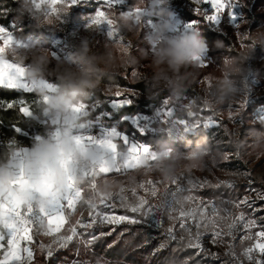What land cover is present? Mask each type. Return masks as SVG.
I'll return each instance as SVG.
<instances>
[{
    "label": "clouds",
    "instance_id": "obj_1",
    "mask_svg": "<svg viewBox=\"0 0 264 264\" xmlns=\"http://www.w3.org/2000/svg\"><path fill=\"white\" fill-rule=\"evenodd\" d=\"M195 3L200 8V3L196 0ZM71 4V0H18L17 10L21 15L32 17L37 28L56 27L69 13ZM131 7L132 10L123 12L109 9L106 19L111 20L114 29L126 33L124 39L128 41L140 37L144 9L159 17L152 31L144 36L152 47L151 51L145 49L143 55L152 68V83L157 88H168L173 97L182 96L201 73V56L207 46L201 31L193 28L187 32H170L172 12L167 7V0H134ZM200 14L204 13L201 11ZM98 25L92 22L88 27L91 29ZM3 36L8 42L0 44V69L7 64L21 66L27 62L28 67L23 68V74L29 78L36 79L46 74L56 76L58 87L55 91L48 93L40 90L41 95L47 97L41 108L60 118L62 127L59 134L37 139L22 159H14L15 147L0 154V197L6 198L11 194L18 204L25 205L31 200L35 207L46 209L70 184L86 190L94 181L95 198L119 190L121 180L100 171L101 168H111V159L105 153L106 150L116 149L112 148L114 143L111 140H102L98 144L85 143L74 135L73 128L76 108L100 87L103 75L138 64L131 48L124 43L110 42L97 50L87 38H83L71 64L59 60L53 67L50 66L52 61L48 50L35 44L21 48L6 33ZM257 44L264 45V28L248 33L238 54L228 57L209 77L211 87L204 89L202 97L209 106H216L217 97L220 103L235 98L238 93L237 79L245 72L244 61ZM10 61H15V64ZM257 132V141H264V132ZM233 135V143L237 147L243 146L239 132ZM208 152L206 143H198L194 149L183 154L168 144H162L155 160L142 157L138 171L145 175L156 173L167 180L176 175L182 165L188 171L202 168ZM18 177L21 182L14 184Z\"/></svg>",
    "mask_w": 264,
    "mask_h": 264
},
{
    "label": "rangeland",
    "instance_id": "obj_2",
    "mask_svg": "<svg viewBox=\"0 0 264 264\" xmlns=\"http://www.w3.org/2000/svg\"><path fill=\"white\" fill-rule=\"evenodd\" d=\"M246 2H248L249 4L251 0H226V6L224 10L218 14L217 20L212 21L206 19L207 15H210L214 12L211 3L206 2V0H199V7L204 11L205 15L203 16L209 27L231 36L235 40L238 50L240 49L241 44L245 43V36H247L248 33L254 32L258 28H264V18L255 17L250 13H248L249 17H245V15L242 13L241 5ZM132 5L133 4H130L128 0H76V3L71 4L69 13L62 18L58 26L43 27L46 32L45 36L48 39V43H44V41L37 42L36 38L33 36H29L25 39H20L17 38L7 28L1 25L0 28H3L5 30L7 36H10L13 43L18 47L27 48L29 45L35 44L40 48L48 50L51 54L52 61L50 66L53 67L55 66V62L59 60H64L65 62L71 64L73 54L75 53L80 41L83 38H87L90 42V45L97 50L102 48L103 45L110 42L116 43L118 41H122L126 44L129 43L132 54L138 59V64L135 66L129 65L126 68L114 72L122 74L125 73L130 78H143L148 81L151 87H156L151 80L152 68L150 62L146 58H144L143 53L145 49L151 51L152 46L144 40V36L146 33L152 31L153 24L159 19V17L150 14L147 8L144 9L142 21L143 28L141 30L140 37L130 39L128 41L124 39L126 33L122 31H117L115 35L109 36V32L112 31V26L109 25L107 21L100 23L95 28L90 29L88 27V25L93 22L98 8H103L105 11L109 9H116L123 12L132 10ZM167 7L172 12V16L170 17L172 21V28L170 29V32L181 33L191 31L193 28H197L194 21L183 20L179 16L177 11L181 7H186L193 11H198V6L196 5L195 0H167ZM259 10H264V6L259 8ZM25 15L27 16L28 20L35 25L34 19L28 14ZM2 43L3 41L0 40V44ZM201 60L206 64V67H201V73L199 77L196 79V82L193 83L190 87L191 91L194 93V98L192 101L185 103L177 99V104L175 105L168 103L169 101L164 102L162 105L155 109L152 115H127L125 116V118L128 119L134 125V127L141 132L146 129L153 130L152 123L161 121L165 124H168V130L173 136L182 137L184 133L192 132L194 128H189L186 125L181 124L179 121L184 118H178L175 115L176 110L182 108L185 109V112H187L188 109L184 108V106L192 103V107L195 104L197 109L200 110V115L202 117L206 118L210 115H213L214 111L215 116L221 118L222 122L212 123L203 128H205L206 130H211L210 145L215 147L222 146L221 149L223 151V156L230 157V159L225 161L233 162L234 164L232 165L235 167V169L228 170L221 168L219 167V165H217V163L213 164L212 159H210L205 163V167L192 169L190 171L185 170L184 166L182 165L177 170L176 174L183 172L186 175L190 174L191 178H199L201 180L207 179L212 183H216L217 180H232L234 181L235 186L244 184L246 191L244 193H241L238 199L235 200H239L244 196H249L252 198V200H255L256 203L253 204L252 207L244 205L240 209H234V211H244L249 217L256 218L261 224H264V220H260V217H264V210L253 212V208H264V200L256 199L257 191H264V141H257L256 139L258 135L257 131L264 132L262 129L256 126L257 124H264V106L262 104H258L254 110L248 111L249 106H251V104L255 100H257L261 96H264V74H254L256 70L255 68L264 66V55L254 57L251 63L255 64L256 67L251 68V66H248L243 76L237 79L238 93L235 98L231 100L226 99L223 103H220L219 97H217L216 106H209L202 99V97L204 89L211 87V80L209 79V77L212 76L218 66L207 54V49H205L204 53L202 54ZM10 63L15 64V61H10ZM19 67L27 68L28 64L27 62H25ZM133 69L138 72V75L133 76L131 74ZM49 75L55 76L54 74ZM9 76L11 77V79L5 77L3 80H0V83H6L14 87H21L26 90L43 89L48 93L55 91V89L58 87L56 83L50 82L43 77L32 79L27 77L23 73H16L14 70L9 74ZM205 77L208 78L207 82L204 80ZM98 89H100L104 94L113 97H118L127 93L133 94V96L147 97V95H143L132 89L119 86L100 84V87ZM118 91L120 92L119 95H117ZM46 99L47 97L45 96V101ZM118 102H128V99L125 98L121 101L112 100L111 104ZM96 103L97 102H91L90 104H87L82 101L84 107L79 111H76L75 120L78 117L86 114L89 109L93 108L96 105ZM205 107H208L210 109H206ZM191 110L194 111L193 109ZM229 111L235 113V115L230 120L228 119ZM45 113L49 116V120L55 123L60 128V118L53 117L47 112ZM189 123L191 124L192 121H189ZM223 123L226 125L228 133H230L231 135L225 133L222 126ZM74 130L79 133L78 135H80V137L85 138L84 141L88 144H98L102 140H111L115 144V140L120 138L123 143L127 145L124 151H117V149L106 150V157L111 159V168L119 165L124 160L129 148H131L133 145H141V143L129 140L125 134L119 133L117 130H115L114 127H106L102 120L99 119L96 121L76 123V125L74 126ZM237 131L239 132L240 139L244 142L243 146L241 147H237L233 143V134ZM154 152L157 154V151ZM237 153H239V158H237ZM130 171L137 181L145 180L148 178L162 179L156 173L145 175L142 171ZM233 173L237 174L234 175ZM120 179L125 180V183H127L126 177H120ZM252 189H255L256 191H253ZM198 190L201 189L194 190L192 194L200 196L196 193L198 192ZM85 192L87 194V189L85 190ZM140 194L143 193L140 192ZM127 195H129L130 199H135L131 196L130 192H128ZM203 198L209 199L208 197ZM213 198H216L217 202H219V200L221 199H230L223 196ZM184 207L187 208L189 207V205L186 203ZM80 211L81 209L78 207V215L76 217V220L66 224L65 228L62 230L65 234H67V229L71 225H74L76 221L81 218ZM83 212L84 218L87 219V209H83ZM116 212L117 214H123L119 213L118 211ZM172 223V221H169L167 217H165L163 227L167 229ZM175 225L177 236L179 237L180 235H183V233L179 230V221H176ZM95 229L96 228L91 229L90 234L93 235ZM256 230L258 229H254L253 231ZM193 231H195V229H193ZM243 234V232L237 233V240L235 241L234 250L243 264H250V262L247 261L242 255V251L252 242L246 241L241 244L239 237ZM85 235H87V237H83V239H88L89 235ZM34 239L37 242H43L47 244L50 242L51 238L43 235H35ZM210 239V236H205L204 238L205 246L210 251L218 253L219 258L224 257L229 259L231 264H237L236 260L226 255V244L212 245L208 243ZM186 242L187 241H185L184 243ZM34 247L35 250H39L38 246L34 245ZM69 264L72 263L70 262ZM80 264H83V262H80ZM88 264H97V262H88ZM101 264H103V262H101Z\"/></svg>",
    "mask_w": 264,
    "mask_h": 264
},
{
    "label": "snow or ice",
    "instance_id": "obj_3",
    "mask_svg": "<svg viewBox=\"0 0 264 264\" xmlns=\"http://www.w3.org/2000/svg\"><path fill=\"white\" fill-rule=\"evenodd\" d=\"M196 2L199 3V0ZM206 2H210L214 9V12L207 15L206 19L217 20L218 14L226 6V0H206ZM71 3H76V0H71ZM197 10L199 14L201 11L204 13L201 8H197ZM134 11L139 12L140 10L135 9ZM104 21L112 26L111 20L106 19V11L103 8H98L93 22L100 24ZM117 31L112 27L109 36L115 35ZM3 34H5V30L0 28V40L6 44L8 41L4 40ZM117 43L123 42L118 41ZM126 45L130 47L129 43ZM242 46L243 44H241ZM200 67H206L202 60ZM13 70L16 73L24 71L19 66L7 64L3 69H0V80L5 77L11 79L9 74ZM131 74L136 76L138 72L133 69ZM204 80L207 82L208 78L205 77ZM119 94L118 91L117 95ZM83 107L84 105L81 104L76 108V111ZM184 108L188 109L186 117L179 122L189 128L207 127L209 124L222 122L221 118L215 116L214 111L213 115L205 118L200 115V110L195 112L191 110L192 103L185 105ZM22 111L27 113L28 109L24 108ZM234 115V112L229 111L228 119L230 120ZM189 121L192 123L190 124ZM222 126L225 133L231 135L224 123ZM115 147L116 145L113 144L112 148ZM236 155L239 158V153ZM142 157L155 160L156 153L148 145H133L128 149L124 160L119 165L100 169L105 175L114 174L112 176L122 182L121 188L109 195L95 198V182L93 181L91 187L87 189V194L84 189L73 187L70 184L67 190L61 196L54 198L46 209L35 207L31 200L25 205L18 204L11 194L6 198L0 197V264H36L34 245L38 246L39 251L45 254L46 258H52L56 251L67 249L74 240L87 248L102 237L111 236L115 232L116 226L127 223L162 228L165 217L173 223L165 230L167 239L153 250V255L165 249L169 242L178 241L183 244L184 248L196 250L197 256L203 255L218 259L219 254L210 251L205 246L204 238L210 236L209 244H226V255L236 260L237 264H243L234 250L237 233L243 232L244 234L239 237L241 244L246 241L252 243L243 249L242 255L250 264H264V224H261L256 218L249 217L244 211H234L244 205L252 207L256 203L255 200L244 196L239 200L221 199L217 202L216 198L205 199L192 194L196 189H218L221 186L232 189L235 187L234 181L217 180L216 183H212L207 179L191 178L190 174L186 175L183 172L167 180L148 178L137 181L130 170L138 171L141 167ZM222 159L228 160L230 157L222 156ZM212 163H217L214 155ZM20 175L22 177V173ZM120 177H126L127 183ZM20 182V177L13 181L14 184ZM128 192L135 198L134 200L130 199L127 195ZM256 199L264 200V191H257ZM186 203L189 205L187 208L184 207ZM78 207L81 209V218L71 225L65 234L62 230L69 223L70 216L77 212ZM85 208L88 212L87 219L84 218L83 209ZM117 208L124 209L125 214H117ZM262 210L264 208H253V212ZM260 220H264V217H260ZM176 221H179V230L183 233L179 237L176 234ZM104 226L113 227L108 232L101 231L96 235L90 234L91 229ZM254 229L258 230L253 231ZM85 234L89 235L88 239H83ZM35 235L50 237V242L47 244L37 242L34 239ZM123 235L124 232L119 233L117 241L109 244L108 248H112ZM185 241L187 242L184 243ZM73 264H80V262L73 261ZM83 264H88V262L85 261ZM97 264H101V262L97 261ZM103 264H108V262L104 261ZM182 264H189V262L185 260Z\"/></svg>",
    "mask_w": 264,
    "mask_h": 264
},
{
    "label": "trees",
    "instance_id": "obj_4",
    "mask_svg": "<svg viewBox=\"0 0 264 264\" xmlns=\"http://www.w3.org/2000/svg\"><path fill=\"white\" fill-rule=\"evenodd\" d=\"M128 1L130 4L134 3V0ZM263 6L264 0H251L249 4L246 2L241 5V9L245 17H249L248 13H250L255 17L264 18V10H259ZM17 9L18 0H0V25L10 30L17 38L25 39L33 36L37 42L48 43L44 28L35 27L27 16L21 15ZM177 11L183 20L195 22L196 27L205 38L207 54L218 67L222 66L228 57L238 54L235 40L228 34L210 28L204 16L200 15L198 11L186 7H181ZM262 55H264V45H255L250 56L244 61L245 72L248 66L255 68V64L251 63L252 59ZM255 69V75L264 74V66ZM42 77L58 85L56 76L46 74ZM100 84L129 88L147 95V97L133 96L130 93L113 97L97 89L83 101L87 104L97 102L96 105L86 114L78 117L75 123L102 120L106 127H114L119 133L125 134L129 140L148 145L154 151H157L162 144H168L183 154L194 149L198 143H206L210 154L206 156L205 163L214 155L219 167L228 170L235 169L232 165L233 162L222 159V146L210 145L211 130L198 126L192 132L184 133L182 137H175L168 130V124L161 121L152 123L153 130L146 129L141 132L125 118L127 115H152L156 108L168 101L174 105L177 104V99L188 103L194 98L190 87L182 96L173 97L168 88L151 87L148 81L143 78H130L127 74L118 72L103 75ZM125 98L128 99V102L111 104L112 100L121 101ZM45 102V96L41 95L40 90H23L0 83V154L12 147H15L16 150L21 147H31L37 139L49 137L54 125L50 124L49 116L41 108ZM258 104L264 106V96L255 100L249 106L248 111L254 110ZM24 108L28 109L27 113L22 111ZM192 109L198 110L196 106ZM175 115L178 118H185V109L176 110ZM256 126L264 131V124ZM115 143L118 151H124L127 147L120 138L116 139ZM245 191V185L241 184L232 189L223 186L218 189L204 188L196 193L208 198L223 196L235 200ZM116 211L125 214L124 209L117 208ZM77 215L78 213L71 218V222L76 220ZM112 227H95L93 235L99 234L101 231L108 232ZM165 230L164 227L156 228L145 224L129 225L125 223L116 226V230L111 236L102 237L87 248L74 240L67 249L56 251L52 258H46L45 254L35 250L36 264H69L70 262L73 264V261L89 263L107 261L108 264H182L185 260H188L189 264H231L230 260L224 257L213 259L203 255L197 256L196 250L184 248L183 244L178 241L169 242L165 249L153 255V250L167 239ZM121 232H124V235L112 248H108L109 244L117 241Z\"/></svg>",
    "mask_w": 264,
    "mask_h": 264
},
{
    "label": "crops",
    "instance_id": "obj_5",
    "mask_svg": "<svg viewBox=\"0 0 264 264\" xmlns=\"http://www.w3.org/2000/svg\"><path fill=\"white\" fill-rule=\"evenodd\" d=\"M1 84L8 85V84H6V83H1ZM9 86H11V85H9ZM13 87H14V86H13ZM17 88L23 89V88H21V87H17ZM23 90H26V89H23ZM49 122H50L51 124L54 125L52 131H51L50 134H49V137L52 136V135H54V134H59L62 125H61L60 128H59V127H58L55 123H53L52 121L49 120ZM75 125H76V123H75ZM73 133H74V135H76L79 139H81L83 142H85V141H84L85 138L80 137V135H78L79 133H77V132L74 130V128H73ZM85 143H87V142H85ZM115 144H116V143H115ZM30 148H31V147H21V148L17 149L16 152H15V155H14V159H17V160L22 159L23 156L27 154V152L29 151ZM116 149H117V147H116ZM117 151H118V150H117ZM75 214H77V212H76ZM75 214H72V215L70 216V218H69V223L71 222V218H72ZM65 226H66V225H65Z\"/></svg>",
    "mask_w": 264,
    "mask_h": 264
}]
</instances>
